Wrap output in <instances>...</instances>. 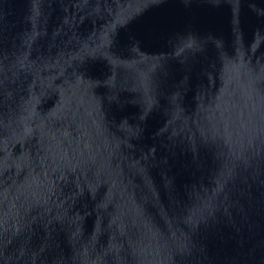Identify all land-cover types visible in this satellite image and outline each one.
<instances>
[{
    "label": "water",
    "instance_id": "water-1",
    "mask_svg": "<svg viewBox=\"0 0 264 264\" xmlns=\"http://www.w3.org/2000/svg\"><path fill=\"white\" fill-rule=\"evenodd\" d=\"M0 264H264V0H0Z\"/></svg>",
    "mask_w": 264,
    "mask_h": 264
}]
</instances>
